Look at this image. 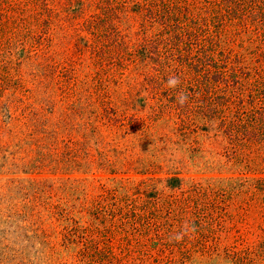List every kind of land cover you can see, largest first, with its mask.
<instances>
[{
	"label": "rangeland",
	"instance_id": "obj_1",
	"mask_svg": "<svg viewBox=\"0 0 264 264\" xmlns=\"http://www.w3.org/2000/svg\"><path fill=\"white\" fill-rule=\"evenodd\" d=\"M0 264H264V0H0Z\"/></svg>",
	"mask_w": 264,
	"mask_h": 264
},
{
	"label": "trees",
	"instance_id": "obj_2",
	"mask_svg": "<svg viewBox=\"0 0 264 264\" xmlns=\"http://www.w3.org/2000/svg\"><path fill=\"white\" fill-rule=\"evenodd\" d=\"M223 80V79H222Z\"/></svg>",
	"mask_w": 264,
	"mask_h": 264
}]
</instances>
